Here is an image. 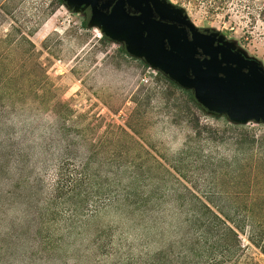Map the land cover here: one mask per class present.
Wrapping results in <instances>:
<instances>
[{
    "label": "rangeland",
    "instance_id": "obj_1",
    "mask_svg": "<svg viewBox=\"0 0 264 264\" xmlns=\"http://www.w3.org/2000/svg\"><path fill=\"white\" fill-rule=\"evenodd\" d=\"M163 1L264 69V0ZM197 120L208 128L200 137ZM225 128L256 142L238 148ZM91 153L100 177L118 174L133 189L127 177L146 178L144 190L165 198L143 219L132 207L90 208L95 197L79 203L64 178ZM184 189L214 193L228 220L236 207L252 210L246 224L264 237V122L203 106L91 23L88 7L0 0V264H171L206 216L180 206ZM238 234L239 264H264L250 228Z\"/></svg>",
    "mask_w": 264,
    "mask_h": 264
},
{
    "label": "water",
    "instance_id": "obj_2",
    "mask_svg": "<svg viewBox=\"0 0 264 264\" xmlns=\"http://www.w3.org/2000/svg\"><path fill=\"white\" fill-rule=\"evenodd\" d=\"M179 85L235 121L264 122V69L222 37L198 31L163 0H66Z\"/></svg>",
    "mask_w": 264,
    "mask_h": 264
},
{
    "label": "trees",
    "instance_id": "obj_3",
    "mask_svg": "<svg viewBox=\"0 0 264 264\" xmlns=\"http://www.w3.org/2000/svg\"><path fill=\"white\" fill-rule=\"evenodd\" d=\"M128 128L131 133L135 135V132L130 127ZM207 129L206 126L199 128L197 120V124L194 126V133L197 137H200L201 132H205ZM215 131L217 132V130ZM224 131L230 133L235 138L234 145L238 148L256 142L254 136L252 137L250 133L246 131L230 128H225ZM118 132L121 135L129 136L123 130H119ZM260 145L263 146L261 143ZM186 151H189V148L186 147L185 151L180 152V155L184 157L183 159L180 158L181 161L185 160L187 157ZM92 160L93 155L91 153L85 158L80 170L72 169L64 178V183L66 182L68 184L67 188L72 195L75 198L80 197L79 203L88 204L90 198L95 197L98 201L91 200L92 204H88L90 208L99 207L100 201L102 205L107 203L122 205L128 208L132 207L134 210L138 211L142 218L147 216L148 211H151V206L157 204L156 202L160 199L165 198V195L162 193L156 194L144 190L143 183L146 178L139 179L135 176L127 177L129 184L139 183V186L133 189L132 187H128V185L123 186L122 177L118 174H115L113 179H110L108 176L104 178L100 177L96 171L92 172L90 169ZM109 160L111 161V159H106L103 163V165L107 167L106 169H110L111 167ZM106 173L107 175L111 174V172L107 171ZM109 180H113V182L108 189H105L103 184H108ZM80 186H82L81 189H78ZM58 188H60V186H58ZM93 189H95V191ZM175 197V199L179 198L178 195H175ZM214 199L215 194L212 192L199 194L184 189L183 193H180V206L189 203L193 205L197 204L201 209L206 211V216L195 232L191 234L183 233L180 243L177 244L180 250L172 257L171 264H239L242 244L238 231L241 229L244 230L246 227L250 228L249 241L264 254V237L259 234V230H255L257 224L256 226L255 224L253 225V223L246 224L247 220H251L255 213L252 210L236 207L234 215H237L238 219L228 220L222 213V207L217 205ZM73 204L77 206L78 203L73 202ZM159 255H163V251L158 253L157 257ZM162 264L165 263L162 262Z\"/></svg>",
    "mask_w": 264,
    "mask_h": 264
}]
</instances>
